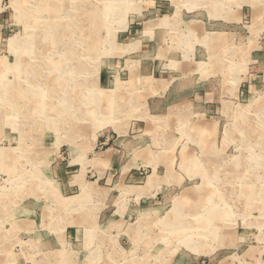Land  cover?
<instances>
[{
    "label": "rangeland",
    "instance_id": "1",
    "mask_svg": "<svg viewBox=\"0 0 264 264\" xmlns=\"http://www.w3.org/2000/svg\"><path fill=\"white\" fill-rule=\"evenodd\" d=\"M18 1L0 94L34 109L0 108V264H264V0H66L45 35L86 34L75 62L37 44V87L18 70L48 12Z\"/></svg>",
    "mask_w": 264,
    "mask_h": 264
},
{
    "label": "bare ground",
    "instance_id": "2",
    "mask_svg": "<svg viewBox=\"0 0 264 264\" xmlns=\"http://www.w3.org/2000/svg\"><path fill=\"white\" fill-rule=\"evenodd\" d=\"M65 1L66 0H36V2H37V7L38 8H36L34 11L36 12L35 13V16L33 17V19L37 22V18L38 17H41V13L43 12V11H47L48 12V16L45 18V17H43L42 19V21H44L43 22V24L41 23V25H38V24H36L35 25V27H36V31H35V35H36V46L33 48V47H31V48H28V50H29V55L30 56H28V53H27V55H25V56H28V57H25L26 59H28V62H25V60L23 61V65L25 66V65H27L26 66V68H24V67H22L20 70H18L20 73H18V75H19V78H20V82L21 81H23V80H25V76L26 77H31V79L28 81V83H30L32 86H34V87H37L41 82L39 81V76H38V70H39V68L37 69V68H35V67H30V64H29V60L31 61H33L34 59L35 60H39L40 58H38V59H36V58H34L35 56H33V53L36 51V48H37V44H40V45H42V44H44L45 43V46L46 47H48L50 50H51V48H53L54 46L56 47H58V48H63V49H65L64 51H65V53H66V57L69 59V60H72V61H74L75 62V60L78 58V56H76L77 55V53H76V51H73V50H70L71 49V47L70 48H68L67 46H70V44H71V42L74 40V39H76V38H79L83 33H85V32H72L71 30H64V29H59V30H57V31H52V32H50L49 33V35L48 36H46L45 35V33L48 31V29H51L52 28V26H50L53 22H54V20L55 19H57V14H58V12L60 11V8L62 9V4L65 6ZM69 1V0H68ZM21 2V3H20ZM35 2V3H36ZM18 5L19 6H21L22 7V12L20 13V17L22 18V17H27L28 15H30V11H32V10H30L29 8H26L25 6H26V1L25 0H19L18 1ZM23 3V4H22ZM56 3H58V4H56ZM193 3V2H192ZM110 5V4H109ZM18 6V7H19ZM63 9H64V7H63ZM103 9V8H102ZM34 11H33V13H34ZM72 12V11H71ZM107 13L109 14V13H111V11H110V9L109 10H107ZM83 16H84V14H83ZM32 18V17H31ZM24 19V18H23ZM75 19V21L77 22L79 19L81 20V18H74ZM29 20H31L30 18H29ZM28 22H30V21H28ZM75 22V23H76ZM71 27V26H70ZM40 29V34L38 33V30ZM56 29V28H55ZM43 32V33H42ZM41 34H44V36L43 37H41L42 35ZM86 34V33H85ZM90 34V33H89ZM32 35V34H31ZM79 36V37H78ZM44 37H46V38H44ZM96 37V36H95ZM87 38V37H86ZM95 40V39H94ZM93 40V41H94ZM25 41V40H24ZM87 41V40H86ZM85 41V42H86ZM92 41V43L91 42H88V47H87V49H90L91 48V45H96L95 43L97 42V41H94L93 42ZM97 44H98V42H97ZM63 46H65V47H63ZM30 47V46H29ZM98 47H100V45H98ZM97 47V45H96V49L98 48ZM93 48V47H92ZM24 49H25V47H24ZM41 49V48H40ZM47 49V48H46ZM62 49V50H63ZM93 49H95V46H94V48ZM27 52V51H26ZM88 52V51H87ZM86 52V53H87ZM94 52V51H93ZM81 53V52H80ZM79 53V54H80ZM91 53V52H90ZM89 53V54H90ZM21 54H22V56H24V54H25V52L23 51H21ZM37 54V53H36ZM44 54V53H43ZM19 57V56H18ZM31 59H30V58ZM36 57H38V56H36ZM80 57V56H79ZM24 58V57H23ZM23 58H21V57H19V59H21V60H23ZM24 58V59H25ZM78 61V60H77ZM35 62V65H36V61H33V63ZM39 62V61H38ZM32 63V64H33ZM78 64H80V63H78ZM84 64V63H83ZM34 65V64H33ZM77 65V64H76ZM58 66V65H57ZM65 67V66H64ZM69 67V66H68ZM84 68V67H83ZM23 69V70H22ZM64 69V68H63ZM79 71V70H78ZM75 72H76V70H75ZM11 73V72H10ZM17 73V72H16ZM15 73V74H16ZM73 73V72H72ZM76 74V73H75ZM77 75V74H76ZM80 75V74H79ZM55 76V75H54ZM4 78V77H3ZM67 78V77H66ZM45 79V78H44ZM55 79V78H54ZM74 82V81H73ZM61 83V82H60ZM94 83V82H93ZM7 84V83H6ZM3 84V85H5V87L7 88L6 89V91L3 93V94H0V101L2 102V104H1V106H0V108H2V106L3 107H6V106H9V107H11V108H13V105H14V108H15V106L16 105H18L19 107H16L15 109L13 108V110H11V108H10V110H11V114L14 116L15 114L13 113V111H15V112H17V114L18 113H23L24 112V110H30V111H32L34 108H32V107H34L33 105H32V98H30V100H29V98L27 97V96H25L24 98H23V96L21 97V93L20 92H18V89L22 86V84L21 83H14V84ZM59 84V83H58ZM71 84V83H70ZM20 85V86H19ZM29 85V84H28ZM98 85V84H97ZM91 86V85H90ZM31 87V86H30ZM54 85H51V84H49V85H47V91H48V93H53L54 95H53V97L54 98H56L57 99V96H55V89H54ZM61 87V86H60ZM67 87V85H65L64 87H62V88H66ZM81 87V86H80ZM68 88H70V86L68 85ZM74 88V87H73ZM78 88H79V86H78ZM61 89V88H60ZM64 89H61V90H64ZM23 90V89H22ZM75 90V89H74ZM73 90V91H74ZM77 90H75V92H76ZM62 92H64V91H62ZM86 92V91H85ZM7 93V94H6ZM74 93V92H73ZM77 94V93H76ZM72 95V94H71ZM83 95V94H82ZM77 96V95H76ZM92 96V95H91ZM65 97V96H64ZM50 98H52V97H50ZM85 98H86V96H85ZM133 98V97H132ZM35 99V98H34ZM59 99V98H58ZM71 99H73V98H71ZM75 99V98H74ZM73 99V100H74ZM114 100V99H113ZM23 101V102H22ZM59 101V100H58ZM67 102V99L66 100H62V102ZM69 102H67V104H69L70 103V98H69V100H68ZM120 101V100H119ZM131 101V100H130ZM122 102H120V104H121ZM85 105H86V103H84ZM117 105H119V104H117ZM37 106H39V105H37ZM58 106V105H57ZM132 106V105H131ZM40 107V106H39ZM48 108H50V110H52L53 111V108H52V106L51 105H48L47 106ZM121 107V106H120ZM76 108V107H75ZM78 108V107H77ZM86 108V107H85ZM35 109H37V107L35 106ZM44 109H46L45 107H44ZM122 109V108H121ZM81 110V109H80ZM83 110V109H82ZM81 110V111H82ZM247 111V110H246ZM50 112V111H49ZM10 113V112H9ZM10 114V115H11ZM32 114V113H31ZM87 114V113H86ZM90 114V113H89ZM38 115H40L39 113H38ZM68 115H69V113H68ZM85 115V114H84ZM115 115H117V114H115ZM53 118H52V120H51V123H52V125H53V127H54V130H56V129H58L59 131H60V129L59 128H64V124L67 122V121H70L69 123H67V125L69 126V125H72L71 124V118L69 117V120H66V121H62L61 119H60V117H64L65 119L67 118V117H65V115H63V116H60V115H58V113L56 112V113H53ZM58 116H60L59 118H58ZM88 115H86V116H84V117H82V119L83 118H85V117H87ZM46 118V117H45ZM63 118V119H64ZM79 118V117H78ZM77 118V119H78ZM74 119V118H73ZM82 119H80L79 120V122L82 120ZM77 121V120H76ZM64 125V126H63ZM32 128V127H31ZM71 128V127H70ZM67 129H68V127H67ZM19 130H21V132L20 133H22V135H21V140H22V142H23V140H29L30 138H32V139H37L36 137H35V135H32V134H27L26 133V131H24V129L22 128H19ZM62 130V129H61ZM236 131V130H235ZM27 134V135H26ZM34 145V144H33ZM31 146L32 145H30V146H25V151H26V153H27V151H31V149H33V148H31ZM21 147V146H20ZM24 150V149H23ZM34 150V149H33ZM25 151H24V153H25ZM25 153V154H26ZM32 153H34V152H32ZM31 153V154H32ZM37 154V153H36ZM22 155V154H21ZM28 155V154H27ZM18 175V174H17ZM21 178V177H20ZM19 178V179H20ZM1 247V246H0Z\"/></svg>",
    "mask_w": 264,
    "mask_h": 264
},
{
    "label": "crops",
    "instance_id": "3",
    "mask_svg": "<svg viewBox=\"0 0 264 264\" xmlns=\"http://www.w3.org/2000/svg\"><path fill=\"white\" fill-rule=\"evenodd\" d=\"M209 15V14H208ZM209 19H210V17H208ZM223 19V18H222ZM224 21H227L226 19H223ZM177 88H176V86L175 85H172L171 86V88H170V90H169V92L170 93H175V92H178V94L180 95V98H183V96H186L185 94L187 93V88H185V87H183V86H181V90L180 89H178V90H176ZM184 94V95H183ZM185 98V97H184ZM183 98V99H184ZM182 99V100H183ZM113 155H116L117 156V159H118V161L120 160V157L118 156V153H113L112 154V158H111V161L113 162H116V159L114 160V158H113ZM109 156H110V154L108 155V154H106V159H109ZM106 159H103L102 158V160H106ZM135 163H138L137 161H135Z\"/></svg>",
    "mask_w": 264,
    "mask_h": 264
}]
</instances>
